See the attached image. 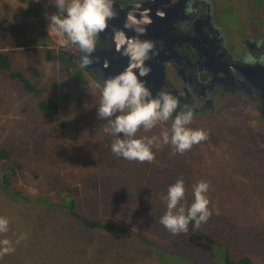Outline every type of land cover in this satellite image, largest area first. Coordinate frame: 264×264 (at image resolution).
<instances>
[{"label":"rangeland","instance_id":"obj_1","mask_svg":"<svg viewBox=\"0 0 264 264\" xmlns=\"http://www.w3.org/2000/svg\"><path fill=\"white\" fill-rule=\"evenodd\" d=\"M216 3L231 7L223 21L234 43L240 44L238 31L248 32L249 10L262 15L258 32L264 34V0ZM55 11L51 0H0V51L38 90L0 72V214L11 219L9 238L27 233L0 264H224L225 255L264 264L258 104L241 95L216 99L211 116L192 122L208 131V140L184 154L161 143L150 163L118 158L94 106L101 87L75 84L40 51L39 45H62L63 37L48 31L46 17ZM44 100L56 102L58 112L41 110ZM7 174L8 192L1 182ZM180 178L189 203L192 185L208 181L214 211L206 223L173 235L159 220L166 211L162 197ZM71 209L102 227L88 229Z\"/></svg>","mask_w":264,"mask_h":264},{"label":"clouds","instance_id":"obj_2","mask_svg":"<svg viewBox=\"0 0 264 264\" xmlns=\"http://www.w3.org/2000/svg\"><path fill=\"white\" fill-rule=\"evenodd\" d=\"M56 11L47 15L48 31L63 37L62 45H75L81 55L77 63L81 68H88L98 58H93L101 34L116 18L115 0H51ZM155 0H131L122 28H113L111 43L127 65L118 74L105 78L100 89L97 118L105 121L101 126L103 133L112 137L110 151L118 158L135 162H152L155 159L154 147L161 143L170 145L173 154H184L194 145L207 141L209 133L203 128L192 127L197 115L192 105L180 107V99L173 93L161 89L156 94L147 85L146 78L151 73L148 61L156 56V43L142 38L147 35L153 20L151 8L144 5ZM161 18L165 13L157 10ZM134 33L129 36L127 33ZM105 60L103 67H109ZM168 125L159 134L148 133L160 125ZM211 185L206 180H199L192 185V199H186L184 179H177L170 184L162 197L166 205L165 213L160 217V224L173 235L186 233L189 225L199 227L206 223L213 214L210 207L209 191ZM215 211L219 212L218 209ZM11 219L0 214V257L11 255L16 246L27 239V233H13L9 238Z\"/></svg>","mask_w":264,"mask_h":264},{"label":"water","instance_id":"obj_3","mask_svg":"<svg viewBox=\"0 0 264 264\" xmlns=\"http://www.w3.org/2000/svg\"><path fill=\"white\" fill-rule=\"evenodd\" d=\"M187 1L155 0V3L144 5V7L152 9L153 23L148 27L147 35L142 38L153 40L156 43V52L158 53L148 61L151 68V73L146 78L148 87L153 94H156L159 92L157 85L167 86L165 63L170 60V55L178 60L188 59L181 51V48L186 47L198 56L197 63L194 65L196 70L198 72L205 71L209 77L208 83L201 84L205 94H212L215 91L240 92L258 99L261 103L260 111L263 112L264 65L257 63L253 65L241 64L228 56L222 47L223 52H219L217 46L204 31L203 22H195L190 32L180 31L177 28L179 22L185 18L189 19L185 14ZM115 4L117 16L109 22V29L101 34L102 44L98 45L93 54V58L98 59L87 68L101 84L105 78L120 73L127 65L126 58L117 53L111 43V32L113 28H122L130 3L121 6L115 0ZM157 10L165 13L163 18L156 14ZM127 34L129 36L134 35L131 32ZM213 40L217 41L216 38ZM105 60L109 61L110 65L107 69L103 67ZM168 87H170L169 84ZM174 93L176 92L174 91Z\"/></svg>","mask_w":264,"mask_h":264},{"label":"flooded vegetation","instance_id":"obj_4","mask_svg":"<svg viewBox=\"0 0 264 264\" xmlns=\"http://www.w3.org/2000/svg\"><path fill=\"white\" fill-rule=\"evenodd\" d=\"M116 1L121 6L131 2L129 0H121V2H119V0ZM223 12L232 13L231 7L226 8L223 6L220 8L216 0H188L185 4V14L189 19H183L179 22L177 28L182 32H190L195 22H203L204 31L207 32L208 37L211 38L210 40L217 46L219 52H223L221 50L222 47L228 56H231L232 59H235V61L241 64L249 63L253 65L257 63L264 65V34L261 35L258 32V27H261L259 17H262V15L249 10L248 32H243L242 30L238 31L240 44H236L229 35V29L224 24ZM252 21H254V23ZM214 38H216L218 42L213 40ZM181 49L188 59L178 60L167 53V55H170V60L165 63L167 86L157 85L158 91L165 89L178 96L181 108L184 105L194 106L197 112L195 118H206L211 116L214 111L216 99L223 100L227 96L233 97L235 95L248 97V99H250L249 101L258 104V112L260 113L258 118L264 124V105L262 112L260 111L261 103L258 99L249 97L240 92L215 91L212 94H205L201 84L208 83L209 77L205 71L198 72L196 70L194 65L197 63L198 56L186 47ZM86 77L87 80L90 83L92 82V85L95 86L96 82L94 79L88 75H86ZM168 84L170 87H168ZM174 91L176 93H174ZM4 177L6 178L5 181ZM8 178V174L1 178L2 185H4L3 188H6L7 192L9 191L8 181L10 182V186L12 184L11 180Z\"/></svg>","mask_w":264,"mask_h":264},{"label":"trees","instance_id":"obj_5","mask_svg":"<svg viewBox=\"0 0 264 264\" xmlns=\"http://www.w3.org/2000/svg\"><path fill=\"white\" fill-rule=\"evenodd\" d=\"M24 14H27V11H25ZM39 48L40 51L42 52L44 59L58 66L59 71L64 75H66L71 80H73L75 84L76 83L81 84L83 87L86 88L91 87L90 82L87 80L86 77V75H88L92 77L100 87H102V84L89 73L87 68H81L77 63L78 57L81 55L80 51L76 52V50L75 51L73 50V47L71 46L66 47L64 45H58V47L52 48L48 44H44V46L39 45ZM10 67L11 64L9 62L8 54L5 51H0V72H4L9 78L18 79V81H20L23 84L24 88L30 91L31 93L34 94L38 93V90L35 87V85L32 84L29 80H27L23 73L14 72L10 69ZM34 74L38 75V72H35ZM99 96H100V90H98V94H97L98 99ZM97 105L98 103L95 104L94 106ZM39 108L44 111L51 110L54 111L55 113L58 112V106L56 102H54L53 100H44L40 102ZM1 151L3 156H7L8 152H6L5 150H1ZM66 192L70 193L69 191ZM71 214L74 217L78 218L81 221V223L88 229H100L102 227L98 221H90L81 218L72 209H71ZM224 264H249V260L247 258H243L238 262H234L229 259L228 255H225Z\"/></svg>","mask_w":264,"mask_h":264}]
</instances>
